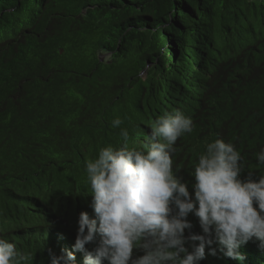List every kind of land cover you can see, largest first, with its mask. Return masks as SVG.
<instances>
[{
	"label": "trees",
	"instance_id": "1",
	"mask_svg": "<svg viewBox=\"0 0 264 264\" xmlns=\"http://www.w3.org/2000/svg\"><path fill=\"white\" fill-rule=\"evenodd\" d=\"M175 110L193 122L172 155L190 195L198 156L217 138L240 152V179L264 175V0H0L5 238L32 264L73 251L79 213L94 216L87 161L119 146L121 129L144 145L153 121ZM186 219L185 237L203 234L193 213ZM238 251L240 261L206 246L198 264H264L260 240ZM74 255L83 264L84 252Z\"/></svg>",
	"mask_w": 264,
	"mask_h": 264
},
{
	"label": "clouds",
	"instance_id": "2",
	"mask_svg": "<svg viewBox=\"0 0 264 264\" xmlns=\"http://www.w3.org/2000/svg\"><path fill=\"white\" fill-rule=\"evenodd\" d=\"M122 123L117 117L112 126ZM150 127L144 145L130 143L128 130L121 129L119 146L102 147L87 161L94 216L79 213L73 251L49 250V264H75V251L84 252L83 264H198L206 246L209 254L219 251L240 261V245L253 238L264 243V175L240 179L242 157L233 143L217 138L206 144L191 173L190 195L174 175L172 155L177 139L193 131L191 117L180 110L165 112ZM256 159L264 164V149ZM189 213L198 218L203 234L184 236L192 227ZM94 240V252L86 251V243ZM186 241L198 243L189 251ZM134 248L144 254L133 259ZM32 260L33 254L18 251L0 230V264Z\"/></svg>",
	"mask_w": 264,
	"mask_h": 264
},
{
	"label": "rangeland",
	"instance_id": "3",
	"mask_svg": "<svg viewBox=\"0 0 264 264\" xmlns=\"http://www.w3.org/2000/svg\"><path fill=\"white\" fill-rule=\"evenodd\" d=\"M126 36H130V35H126ZM134 37V36H133ZM136 40V39H135Z\"/></svg>",
	"mask_w": 264,
	"mask_h": 264
}]
</instances>
